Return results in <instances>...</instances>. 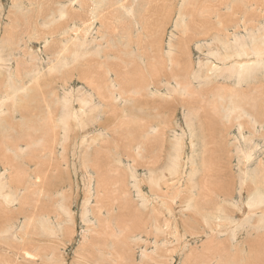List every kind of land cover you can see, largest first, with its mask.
Listing matches in <instances>:
<instances>
[{
  "label": "rangeland",
  "instance_id": "obj_1",
  "mask_svg": "<svg viewBox=\"0 0 264 264\" xmlns=\"http://www.w3.org/2000/svg\"><path fill=\"white\" fill-rule=\"evenodd\" d=\"M80 1L0 0L2 70L26 85H1L0 75V189L8 191L0 195V264H207L214 237L229 248L238 241L245 261L264 264V252L249 247L259 237L248 222L259 214L239 213L252 191L244 176L264 163L263 109L255 112L264 54H241L264 37V0ZM157 57L160 76L150 69ZM237 59L255 70L234 92L237 78H224ZM207 75L214 81L204 86ZM238 95L249 100L233 103ZM87 104L96 109L89 121ZM177 143L178 171L151 187ZM225 252L215 248L211 263Z\"/></svg>",
  "mask_w": 264,
  "mask_h": 264
},
{
  "label": "bare ground",
  "instance_id": "obj_2",
  "mask_svg": "<svg viewBox=\"0 0 264 264\" xmlns=\"http://www.w3.org/2000/svg\"><path fill=\"white\" fill-rule=\"evenodd\" d=\"M80 1V0H79ZM107 1H109V0H107ZM122 1V0H121ZM186 1H188V0H186ZM81 2V1H80ZM118 2V1H117ZM120 2V1H119ZM123 2H125V0L123 1ZM128 2V1H127ZM126 2V3H127ZM243 2V1H242ZM68 3V2H67ZM74 3V2H73ZM72 3V6H74V4ZM78 3V2H77ZM92 3H93V1H92ZM113 3V2H112ZM125 3V4H126ZM237 3V2H236ZM70 4L71 3H69V6H70ZM79 4V3H78ZM114 4V3H113ZM125 4H123V5H125ZM190 4H191V2H190ZM251 4V3H250ZM63 5V4H62ZM80 5V4H79ZM100 5H102V4H100ZM99 5V6H100ZM109 5H110V3H109ZM118 5H120V4H118ZM117 5V6H118ZM188 5V4H187ZM63 6H65V5H63ZM68 6V5H67ZM99 6L97 7V8H99ZM104 6V5H103ZM59 7V6H58ZM93 7H94V5H93ZM92 7V8H93ZM96 7V6H95ZM106 7H107V5H106ZM115 7V6H114ZM113 7V8H114ZM119 7V6H118ZM61 8V7H60ZM67 9H68V7H66ZM96 8V9H97ZM116 8V7H115ZM120 8V7H119ZM126 9H127V7H125ZM124 8V9H125ZM62 9V8H61ZM82 9V8H81ZM94 9V8H93ZM101 9H103L102 7H101ZM105 9V8H104ZM121 9H123V8H121ZM132 9V8H131ZM99 10V9H98ZM111 10V9H110ZM113 10V9H112ZM111 10V11H112ZM130 11V9H127V11ZM59 11V10H58ZM70 11H71V9H70ZM101 11V14H103L104 12L106 13H108V11H106V10H104V12L102 13V11L103 10H100ZM114 11H117V10H115L114 9ZM120 11V10H119ZM122 11V10H121ZM120 11V12H121ZM124 11V10H123ZM126 11V12H127ZM128 11V12H129ZM133 11V10H132ZM196 11V10H195ZM66 12H68V11H66ZM95 12V11H94ZM99 12V11H98ZM201 12V11H200ZM58 13V12H57ZM62 13V12H61ZM64 13V12H63ZM69 13V12H68ZM68 13H65V17H67L66 16V14H68ZM106 13V14H107ZM116 13H118V11L116 12ZM121 13H123V12H121ZM121 13H119V16L121 15ZM58 14H60V13H58ZM80 14V13H79ZM94 15H95V13H93ZM92 14V15H93ZM100 13H98V15H99ZM111 14V13H110ZM112 14H113V12H112ZM126 14V13H125ZM125 14H124V16H125ZM130 14V13H129ZM73 15V14H72ZM97 15V16H98ZM127 15V14H126ZM62 16V15H61ZM71 16V15H70ZM113 16V15H112ZM56 17V16H55ZM60 17V16H59ZM99 17V16H98ZM123 17V16H122ZM131 18H132V15L130 16ZM130 17H129V19H130ZM182 17V16H181ZM184 17V16H183ZM182 17V19H184ZM189 16H187V18H188ZM63 18V17H62ZM67 18H71V17H67ZM74 18V17H73ZM93 18V17H92ZM91 18V19H92ZM135 18V17H134ZM59 19V18H58ZM61 19V18H60ZM59 19V20H60ZM94 19V18H93ZM92 19V20H93ZM128 19V18H127ZM73 20H76V19H73ZM81 20V19H80ZM133 20V19H132ZM178 21H180V20H178ZM184 21H185V19H184ZM82 22V21H81ZM195 22V21H194ZM77 23V22H76ZM84 23V22H83ZM82 23V24H83ZM85 23H86V21H85ZM89 23H90V21H89ZM179 23V22H178ZM88 24V23H87ZM92 24V23H91ZM180 24V27L184 30V32H182L183 34L186 32V30L189 28V24L187 25L185 22H180L179 23ZM245 25V24H244ZM76 26H78V25H76ZM133 27H135V26H133ZM178 27V26H177ZM78 28V27H77ZM76 30V29H75ZM74 30V31H75ZM77 31V30H76ZM182 31V30H181ZM75 35H78L77 33L75 34ZM236 36V35H235ZM243 36V35H242ZM74 37V36H73ZM76 37V36H75ZM240 37V36H239ZM237 38V37H236ZM243 38V37H242ZM263 38V39H262ZM262 38H261V40L259 41V42H257V43H255L256 41H257V39L256 38H254L253 39V42L251 43V45H249V44H244V43H246L247 42V39L245 40L246 42H244V41H241V39H237V43L239 44V45H243L244 47H243V53H241V54H244L245 56H246V54H249V55H252L253 54V56H259V55H261V54H264V37L262 36ZM78 39H80V36H78ZM235 39V38H234ZM245 39V38H244ZM256 40V41H255ZM228 41V40H227ZM219 43V42H218ZM81 44V46H83L84 45V43H80ZM227 45H230V44H227ZM231 46V45H230ZM236 46V45H235ZM173 47V46H172ZM225 47V46H224ZM227 47V46H226ZM228 48V47H227ZM237 49V48H236ZM228 50V49H227ZM241 50V49H240ZM237 51H238V49H237ZM84 52H87V50L85 49V48H81L79 51H78V54H81V53H84ZM170 52V51H169ZM239 52V51H238ZM242 52V51H241ZM168 53V52H167ZM226 54V53H225ZM241 54H239L240 56H241ZM233 55V54H232ZM234 55H238V53L237 54H234ZM233 55V56H234ZM212 56V55H211ZM227 56V55H226ZM239 56V57H240ZM73 57H74V59H76L78 56H77V54H73ZM238 57V56H237ZM70 58V57H69ZM167 58V57H166ZM247 58V57H246ZM245 58V59H246ZM252 58V57H251ZM251 58H250V60H251ZM255 58H257V57H255ZM38 59V58H37ZM60 59V58H59ZM227 59H229V58H227ZM239 59V58H238ZM238 59L236 60L237 61V63L234 65V67L232 66V70H230V72H229V74H228V76L229 77H226V78H224V79H228V80H231L230 79V76H235L236 78H237V84H234L233 83V86H237V87H235V91L234 92H236V88H237V90L238 89H240L239 88V86H244V84L245 83H247V82H249L250 81V79H252V77H253V74H254V70H255V68H254V64H252V63H245V64H242V61L241 62H238ZM243 59V58H242ZM162 60V59H161ZM173 60H175V61H173L174 62V64L175 65H178L179 66V64H176L175 62L178 60V57H175V59L173 58ZM224 60V59H223ZM244 60V59H243ZM257 60V59H256ZM255 60V61H256ZM154 61H155V63H153L154 64V66L152 67V68H150L151 70H152V72L154 73V74H156L157 76L159 75L160 76V72H158L159 71V69H156V67L158 66V65H161L162 67H164L162 64H161V61H160V58L159 57H157V59L156 58H154ZM163 61V60H162ZM235 61V62H236ZM246 61V60H245ZM247 61H248V59H247ZM259 61H260V59H259ZM59 62H60V64L61 63H63V61H60L59 60ZM5 62H4V60H3V56L1 55V53H0V75L2 76L3 74H4V76H3V78L5 79V81H4V83L2 84L1 83V85H4V86H6L5 84L7 83V86H26V85H24V84H20L21 83V78L22 77H20L19 76V72H16L15 74H16V77H15V75L13 74V75H8L7 76V74L6 73H3V70L2 69H4V68H2L3 66H6V65H3ZM163 64H164V62H163ZM64 66H67V65H65L64 64ZM258 66V65H257ZM260 66V65H259ZM51 67V66H50ZM103 67H105V65H103L102 66V68ZM166 67V66H165ZM231 67V66H230ZM134 68V67H133ZM172 68H174V66H172ZM228 68V67H227ZM7 69H9V68H7ZM136 69V68H135ZM211 69V68H210ZM209 69V70H210ZM217 69V68H216ZM219 69V68H218ZM225 69V68H224ZM224 69H222L221 71H220V73L219 74H223L224 72H226V74H227V72H228V69H227V71H226V69L224 70ZM256 69H257V67H256ZM133 70V69H132ZM214 71H216V70H213V72ZM217 72V71H216ZM222 72V73H221ZM256 73V72H255ZM9 74V73H8ZM38 74V73H37ZM226 74H224V76L223 77H225V75ZM0 76V77H1ZM11 76H13V77H11ZM173 76V75H172ZM215 76V75H214ZM40 78V77H39ZM110 78V77H109ZM174 78H177V76L175 75L174 76ZM211 77L209 76V75H207L206 76V78L204 79V83H205V85L204 86H207V84H211V83H213V81H212V79H210ZM216 78V77H215ZM235 78V79H236ZM3 79V80H4ZM16 79V80H15ZM233 79V78H232ZM13 81V83L12 84H10V81ZM144 80V79H143ZM218 80V79H217ZM145 81V80H144ZM144 81L143 82H139L140 84H144ZM192 81V80H191ZM232 81V80H231ZM256 82V81H255ZM251 83V82H250ZM189 84V83H188ZM203 84V83H202ZM147 85V84H146ZM228 85H229V83H228ZM232 85V84H231ZM248 85H249V83H248ZM118 86H120V85H118ZM179 86H187L188 87V85H186V84H181V85H179ZM209 86H211V85H209ZM125 87V86H124ZM185 88L186 89V91L188 90V88ZM189 87H190V85H189ZM121 88H123V87H121ZM242 88V87H241ZM130 90V89H129ZM185 91V92H186ZM128 92V91H127ZM238 93H236V95H237ZM232 95V94H231ZM230 95V96H231ZM252 95V94H251ZM254 95V94H253ZM253 95L252 96H250V98H253ZM239 96V95H238ZM216 97V96H215ZM219 97V96H218ZM218 97H216V99L218 98ZM231 98V97H230ZM219 99V98H218ZM221 99V98H220ZM222 100H223V98H222ZM235 101L233 102V103H238V104H244V103H246L248 100H249V97H247V96H239V97H236V99H234ZM257 100H259V99H257ZM257 100H255V101H257ZM219 102L220 101H217V103L219 104ZM137 105V104H136ZM139 106H140V104H138ZM239 105V106H240ZM87 108H92V106H90V105H88L87 104ZM235 107L237 106V105H234ZM254 107H255V105H254ZM214 108V107H213ZM237 108V107H236ZM257 109H255V112H256V114L258 115V116H260L261 115V113L260 112H258V110H260V109H263L262 110V114H263V116H264V99H262L261 100V102H260V105H258L257 107H256ZM134 109V108H133ZM133 109H129L130 111V114H133V115H135V116H138L140 113H138V114H135V113H133L132 112V110ZM217 109V107H215L213 110H216ZM233 109V108H232ZM88 110H89V112H88ZM233 110H235V109H233ZM128 112V111H127ZM140 112H145V111H142V109H141V111ZM213 112H215V111H213ZM83 113H85L84 115L85 116H87L86 114H90L89 116L91 117V119L93 120L94 119V117H95V115H96V109H95V107L93 106V108L90 110V109H87L85 112H83ZM120 113V112H119ZM148 113V112H147ZM188 113V112H187ZM216 113V112H215ZM233 113V112H232ZM255 113H253V115H255V117L254 118H256L257 117V115H256ZM133 115H130L131 117L133 116ZM235 116H236V114H235ZM87 119H88V121H89V118H88V116L86 117ZM86 118H84V120L86 119ZM137 118V117H136ZM139 118H140V116H139ZM86 119V120H87ZM138 119V118H137ZM137 119H134V120H137ZM188 119V118H187ZM199 119V118H198ZM257 119V118H256ZM133 120V119H132ZM134 120H133V122H134ZM158 120V119H157ZM190 120H191V118H190ZM80 122V121H79ZM81 122H83L84 124L83 125H85V121H81ZM91 123V122H90ZM119 123V122H118ZM123 123V122H122ZM122 123L120 122V124L122 125ZM149 123V122H148ZM93 124V123H92ZM119 124V125H120ZM88 125H86V127H87ZM89 127V126H88ZM85 128V127H84ZM90 128V127H89ZM88 128V129H89ZM119 128V127H118ZM150 128V127H149ZM147 129V128H146ZM155 131H157L156 129H155ZM89 132V131H88ZM148 132V131H147ZM146 132V133H147ZM151 132V131H150ZM158 132V131H157ZM146 137V136H145ZM147 138V137H146ZM143 141H144V139H143ZM146 141V140H145ZM177 141H179V140H177ZM149 142V141H148ZM141 143V142H140ZM141 145V144H140ZM144 145H145V142H144ZM180 143H177L175 146L176 147H174V153H173V155L175 154V156H174V158L170 161V163L168 164L169 166H168V168L165 170V174H163L162 176H161V173L159 174V175H156V174H153V176H152V179H151V187H157L158 186V184H159V182H160V180H165L166 179V176H169V175H172L173 173H176L177 171H178V166H177V159H178V157H179V154H180V151L182 150V146L180 145ZM142 146H143V143H142ZM109 147V146H108ZM145 149V148H144ZM143 150V149H142ZM247 150V149H246ZM139 151H140V146H139ZM134 156H137L136 155V153H135V155ZM139 156H141V154L139 155ZM247 156L248 157H251L252 158V156H253V151H249L248 153H247ZM259 168V172H253L252 174H246L245 175V173L243 174V175H245L244 176V180L242 181V184H246V185H249V187H251L252 189V191H251V193H250V195L248 196V200L246 201V203H245V207H240V209H239V213L241 214L242 213V217H249V219L250 220H252V217L253 216H255V214L257 215V214H259L258 216H257V218H256V224H255V226H253V225H251V223L250 222H248V227L250 228V230L252 231V232H255L256 234H257V236L259 237V239L257 240V242L255 243V245H250L249 247H250V253H256V254H260V253H262V252H264V189H259V186H261V187H264V163H262V164H260V166L258 167ZM256 170V169H255ZM109 171V170H108ZM17 172L18 173H20V174H22V175H25V172L24 171H18L17 170ZM103 172H106V171H103ZM107 173V172H106ZM110 173H112V172H110ZM102 174V173H101ZM115 174H117V173H115ZM117 175H119L120 176V173L119 174H117ZM160 176H161V178H160ZM106 177V176H105ZM109 176H107L105 179L106 180H104V181H101L100 182V185H101V189L103 190V193H104V195L105 196H107V194L105 193V190H107L108 192H109V188H110V185L108 186V189L106 188V186L109 184L108 182H107V178H108ZM121 177V176H120ZM122 177H123V174H122ZM134 177V176H133ZM155 177V178H154ZM102 178H103V176H102ZM119 178V177H118ZM158 178H160V179H158ZM114 179H116V178H114L113 177V180ZM121 179V178H120ZM114 181H117V179L116 180H114ZM120 181V180H119ZM121 182V181H120ZM153 182H154V184H153ZM112 183H113V181H112ZM0 184H2V180H1V182H0ZM117 184H118V182H117ZM121 185V184H120ZM112 187H113V185H112ZM139 187H140V185H139ZM160 189V188H159ZM3 190H5V189H3ZM2 189H0V195H2V193L3 192H1V191H3ZM5 191H7V189L5 190ZM122 191V190H121ZM8 192V191H7ZM7 192H5V194L8 196V194H7ZM19 192H17V194H18ZM35 193H37V192H35ZM110 193V192H109ZM112 193V192H111ZM4 194V196H6ZM11 194H13V193H11ZM39 194V193H38ZM118 194V193H117ZM9 195H10V193H9ZM41 195V194H40ZM14 196H16V192H15V194H14ZM14 196H13V198H12V195H11V198H10V200H9V202L11 201V199H16V198H14ZM17 196H19V195H17ZM19 197H21V196H19ZM19 197L17 198V199H19ZM22 197H23V195H22ZM21 197V198H22ZM42 197V196H41ZM109 197V196H108ZM20 198V199H21ZM26 198V197H25ZM25 198H23L22 200H21V203H20V205L22 204L23 205V203H25ZM12 200V201H13ZM11 201V202H12ZM23 201V202H22ZM26 201H27V199H26ZM6 202H7V200H6ZM10 202V203H11ZM163 202V201H162ZM10 203H8L7 202V204H10ZM163 203H165V202H163ZM26 205H27V203H25ZM161 204V203H160ZM22 207V206H21ZM25 206H23V208H24ZM163 207V206H162ZM166 208V210H167V207H165ZM21 209V208H20ZM258 209H262L260 212H255L256 210H258ZM165 210V211H166ZM24 211V210H23ZM168 211H170V210H168ZM188 212V211H187ZM225 212V208H224V210H223V212L222 213H224ZM182 214V213H181ZM180 214V215H181ZM7 215L8 214H6V217H7ZM2 216V215H1ZM182 216V215H181ZM12 217V216H11ZM10 217V218H11ZM223 217V216H222ZM241 217V218H242ZM9 217L8 218H6V219H10ZM224 218V220H228L229 219V217H227V216H225V217H223ZM5 219V220H6ZM12 219V218H11ZM28 219V218H27ZM30 219V218H29ZM28 219V220H29ZM249 220V221H250ZM31 221V223H32V220H30ZM30 221H28V222H30ZM255 221V220H254ZM253 221V222H254ZM7 222V221H6ZM6 222H5V224H6ZM27 222V223H28ZM224 222V221H223ZM227 222H229V221H227ZM10 223V222H9ZM230 223V222H229ZM11 224V223H10ZM12 224H13V222H12ZM26 223H24L23 225H25ZM111 222L109 223V225L107 226V231L105 230V235H106V239H104V240H107L108 239V236L114 231V228L111 226ZM226 224V223H225ZM7 225V224H6ZM15 225V224H14ZM31 225V224H30ZM42 225H45L46 226V224H44V223H42ZM240 228V227H239ZM23 229V228H22ZM44 229V228H43ZM226 229H227V227H226ZM227 230H229V229H227ZM234 231V230H233ZM226 232V231H225ZM10 233H12L11 232V229H10V225L6 228V230H4V234H6V235H9ZM229 233V232H228ZM239 233V232H238ZM225 234V233H224ZM223 234V235H224ZM231 234V233H230ZM219 236V235H218ZM230 236V235H229ZM232 236H233V241L232 242H234V241H236V235H235V232H233L232 233ZM231 236V237H232ZM240 236V235H239ZM98 237H100V236H98ZM97 239V238H96ZM212 239H214L215 240V242H212L213 243V245L211 246V248L210 249H207L205 252H204V257H205V259H206V263L207 264H212L211 263V261H210V259H209V256H210V254L214 251V249L216 248H218V247H220V248H223V249H225L227 252H225L224 254H221V255H219V257H217V255H216V257H215V261H217V264H249L247 261H245L246 259L243 257V255L245 254V252H247L246 251V249L244 248V247H241L240 246V244H235V243H237L238 241H236L233 245H231V247L229 248V247H226V246H224V245H222L217 239L218 238H212ZM91 241V240H90ZM100 241V240H99ZM230 241V240H229ZM23 242H26L25 240H23ZM122 242H127L126 240H124V241H122ZM231 242V243H232ZM95 243V242H94ZM239 243V242H238ZM239 245V246H238ZM247 245H249V244H247ZM247 254V253H246ZM25 255L26 256H29V257H34L31 253H29V252H25ZM32 262V261H31Z\"/></svg>",
  "mask_w": 264,
  "mask_h": 264
}]
</instances>
